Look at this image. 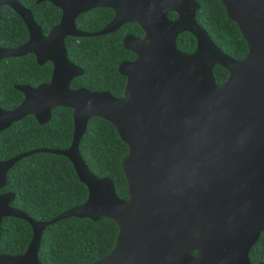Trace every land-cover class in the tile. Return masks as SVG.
<instances>
[{"label":"water","instance_id":"water-1","mask_svg":"<svg viewBox=\"0 0 264 264\" xmlns=\"http://www.w3.org/2000/svg\"><path fill=\"white\" fill-rule=\"evenodd\" d=\"M218 1L246 44L239 61L195 22V0H36L60 10L46 36L29 10L0 0L28 33L24 44L0 48V60L31 54L38 65H52L48 82L14 87L22 100L0 109V131L26 116L45 124L57 107L71 111L73 124L66 149H34L0 161V190L18 160L48 153L66 158L87 192L82 204L46 222L10 207L13 193H0V222L16 218L31 229L24 252L0 254V264H40L43 230L66 218H105L116 225L113 247L91 264H251L248 252L264 234V0ZM95 8L110 9L112 19L94 33L77 30L74 19ZM169 13L176 18L169 20ZM125 24L137 25L142 36L122 38L123 49L135 56L117 67L125 79L122 95L71 89L82 72L67 60L63 39L105 35ZM183 32L195 39L190 53L176 48ZM215 66L227 72L220 84L213 79ZM92 117L108 122L127 147L121 160L125 200L109 178L90 173L78 153Z\"/></svg>","mask_w":264,"mask_h":264},{"label":"trees","instance_id":"trees-1","mask_svg":"<svg viewBox=\"0 0 264 264\" xmlns=\"http://www.w3.org/2000/svg\"><path fill=\"white\" fill-rule=\"evenodd\" d=\"M28 9L34 22L46 34L59 20L60 12L47 2L16 0ZM199 7L194 20L205 30L212 43L235 61L247 52L235 24L225 14L218 0H195ZM113 16L108 8H95L78 15L74 20L82 32H96ZM168 19L175 15L169 13ZM141 36L135 24H125L115 32L93 37L64 39L69 62L82 70L70 82L71 88L89 91H106L118 98L122 95L124 77L117 72L120 62L131 61L134 54L123 49L124 35ZM27 32L21 19L8 7L0 8V47L13 48L23 44ZM176 48L190 53L195 47L194 38L180 33L175 39ZM51 66H38L32 55L0 61V109L16 107L22 96L14 85H36L46 82ZM216 84L222 83L227 72L219 66L212 69ZM72 116L67 108L51 110L50 118L39 125L31 116L12 123L0 131V161L34 149L64 150L71 142ZM78 153L90 173L97 178H109L119 199H126V183L121 171V160L127 147L118 138L114 128L105 120L92 117L87 121L78 143ZM0 192L14 195L10 207L26 214L34 221L46 222L61 212L82 204L86 188L74 173L70 162L58 155L33 153L18 160L7 171L5 186ZM116 225L109 219L90 221L86 218H66L47 226L40 237L37 259L40 264H91L104 257L113 247ZM31 237L29 225L20 219L6 217L0 222V254L20 255ZM195 255V252L191 253ZM251 264H264V234H260L248 252Z\"/></svg>","mask_w":264,"mask_h":264},{"label":"flooded vegetation","instance_id":"flooded-vegetation-1","mask_svg":"<svg viewBox=\"0 0 264 264\" xmlns=\"http://www.w3.org/2000/svg\"><path fill=\"white\" fill-rule=\"evenodd\" d=\"M35 1H36V0H35ZM47 3H48V2H47ZM36 4H37V3H36ZM49 4H50V3H49ZM1 7H2V6H1ZM1 7H0V8H1ZM5 7H6V6H5ZM53 7H54V6H53ZM55 8H56V7H55ZM9 9H10V8H9ZM25 9H26V8H25ZM10 10H11V9H10ZM27 10H28V9H27ZM58 10H59V9H58ZM90 10H91V9H90ZM59 12H60V10H59ZM83 13H84V12H83ZM81 14H82V13H81ZM79 15H80V14H79ZM174 15H175V14H174ZM167 18H168V17H167ZM175 18H176V15H175L174 19H175ZM59 19H60V16H59ZM111 19H112V18H111ZM174 19H171V20H174ZM74 20H75V19H74ZM169 20H170V19H169ZM58 22H59V20H58ZM58 22H57L55 25H57ZM22 23H23V22H22ZM36 25H37V24H36ZM55 25H54V26H55ZM37 26H38V25H37ZM54 26H53V27H54ZM74 26H75V25H74ZM122 26H123V25H122ZM24 27H25V26H24ZM75 27H76V26H75ZM120 27H121V26H120ZM120 27H119V28H120ZM25 29H26V28H25ZM50 29H51V28H50ZM76 29H77V28H76ZM77 30H78V29H77ZM140 30H141V29H140ZM40 31H41V29H40ZM49 31H50V30H49ZM49 31H48V32H49ZM79 31H80V30H79ZM98 31H99V30H98ZM26 32H27V31H26ZM48 32H47L46 34H42V35H43V36H46V35L48 34ZM81 32H82V31H81ZM96 32H97V31H96ZM141 32H142V31H141ZM41 33H42V32H41ZM85 33H88V32H85ZM92 33H94V32H92ZM126 35H130V34H126ZM124 36H125V35H124ZM124 36H123V37H124ZM131 36H132V35H131ZM141 36H142V35H141ZM141 36H138V37H141ZM177 36H178V35H177ZM68 37H69V36H68ZM134 37H137V36H134ZM65 38H66V37H65ZM65 38H64V39H65ZM70 38H78V37H70ZM27 39H28V33H27ZM27 39H26V41H27ZM64 39H63V45H64ZM194 40H195V39H194ZM26 41H25V42H26ZM25 42H24V43H25ZM24 43H23V44H24ZM21 45H22V44H21ZM121 45H122V40H121ZM18 46H20V45H18ZM18 46H16V47H18ZM16 47H13V48H16ZM0 48H1V49H12V48H3V47H0ZM64 49H65V47H64ZM65 53H66V51H65ZM26 55H27V54H26ZM30 55H31V54H30ZM23 56H24V55H23ZM32 56H33V55H32ZM19 57H21V56H19ZM134 57H135V56H134ZM14 58H16V57H14ZM33 58H34V56H33ZM66 58H67V56H66ZM5 59H7V58H5ZM133 59H134V58H133ZM2 60H4V59H2ZM67 60H68V59H67ZM0 61H1V60H0ZM34 61H35V63H36L35 58H34ZM131 61H132V60H131ZM124 62H125V61H124ZM126 62H127V61H126ZM44 63H49L50 66H51V71H52V65H51V63H50V62H44ZM44 63H42V64H44ZM69 63H71V62H69ZM120 63H121V62H120ZM120 63H119V64H120ZM36 64H37V63H36ZM42 64H40V65H42ZM71 64H72V63H71ZM119 64H118V65H119ZM37 65H38V64H37ZM40 65H38V66H40ZM72 65H74V64H72ZM74 66H75V65H74ZM117 67H118V66H117ZM77 68H78V67H77ZM79 69H80V68H79ZM80 70H81V69H80ZM51 71H50V75H51ZM81 72H82V70H81ZM117 72H118V71H117ZM81 74H82V73H81ZM50 75H49V78H50ZM78 77H79V76H78ZM49 78H48V80H49ZM75 78H77V77H75ZM75 78H74V79H75ZM48 80H47L46 82H48ZM72 80H73V79H72ZM72 80H71V81H72ZM71 81H70V82H71ZM46 82H43V83H46ZM43 83H40V84H43ZM40 84H38V85H40ZM38 85H36V86H38ZM15 86H28V85H14V86H13V89H14V90H15V88H14ZM36 86H35V87H36ZM29 87H30V86H29ZM35 87H31V88H35ZM69 87H70V83H69ZM70 88H71V87H70ZM71 89H78V88H71ZM82 89H84V88H82ZM85 90H86V89H85ZM16 91H17V90H16ZM88 91H89V90H88ZM17 92H18V91H17ZM93 92H97V91H93ZM100 92H102V91H100ZM105 92H106V91H105ZM19 93H20V92H19ZM20 94H21V93H20ZM21 96H22V94H21ZM21 100H22V99H21ZM20 102H21V101H20ZM4 111H5V110H4ZM8 111H9V110H8ZM50 113H51V111H50ZM4 130H5V129H4ZM17 155H18V154H17ZM3 188H4V187H3ZM3 188H2V189H3ZM0 193H5V192H0ZM262 234H263V233H262ZM257 264H258V263H257ZM260 264H261V263H260Z\"/></svg>","mask_w":264,"mask_h":264}]
</instances>
